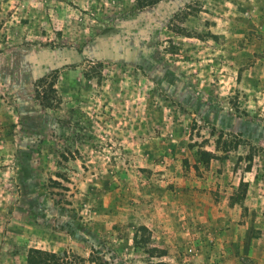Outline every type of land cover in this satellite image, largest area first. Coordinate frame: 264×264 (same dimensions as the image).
<instances>
[{
    "label": "rangeland",
    "instance_id": "1",
    "mask_svg": "<svg viewBox=\"0 0 264 264\" xmlns=\"http://www.w3.org/2000/svg\"><path fill=\"white\" fill-rule=\"evenodd\" d=\"M0 84V264H264V0H0Z\"/></svg>",
    "mask_w": 264,
    "mask_h": 264
},
{
    "label": "trees",
    "instance_id": "2",
    "mask_svg": "<svg viewBox=\"0 0 264 264\" xmlns=\"http://www.w3.org/2000/svg\"><path fill=\"white\" fill-rule=\"evenodd\" d=\"M157 1L159 0H133V3L135 9H142L145 6L156 3ZM51 85L53 86L54 83H51ZM0 98L5 100V96H3L2 90H0ZM45 106H47V104ZM216 132L217 131L214 130V128H212L211 131L209 132V138L214 137V135H216V138L214 139L212 145L216 150H221L224 153V155H228V153L231 150L238 148V146L242 143V138L233 137L228 142L224 139L225 135L223 132H218V134ZM204 139L205 140L201 142L202 144H200V147L206 146V144L209 143L211 140V138L210 140L208 138H204ZM199 153L201 160L205 163H207L210 160V157L212 156V153L207 150L200 149ZM247 169L248 170L250 169V164L247 165ZM57 175L59 177L62 176V174L60 173H58ZM53 181L54 183L57 184L58 187L63 189H68V186L64 185L60 180L59 181L53 180ZM244 184L246 185V183ZM93 258H94L93 254L91 253L90 258L88 260L90 262H93L94 261ZM50 259H53V261H51ZM61 261L62 260H60V258L56 256L55 253L53 252L31 248L27 253V264H64Z\"/></svg>",
    "mask_w": 264,
    "mask_h": 264
},
{
    "label": "crops",
    "instance_id": "3",
    "mask_svg": "<svg viewBox=\"0 0 264 264\" xmlns=\"http://www.w3.org/2000/svg\"><path fill=\"white\" fill-rule=\"evenodd\" d=\"M48 1H56L59 3V0H48ZM68 1H71L73 5H77L81 9H89L91 3L94 0H68ZM58 7L57 8H53V7L48 8L47 10H44V14H47L46 13L47 11H49L48 15H50V11L57 14ZM53 17H56V15H54ZM47 19H48V16H46V20ZM54 21H56V20H54ZM0 87H1V84H0ZM0 90H1V88H0ZM1 100L2 99L0 98V128L3 125H7L10 121V118L8 116V110L2 105Z\"/></svg>",
    "mask_w": 264,
    "mask_h": 264
}]
</instances>
